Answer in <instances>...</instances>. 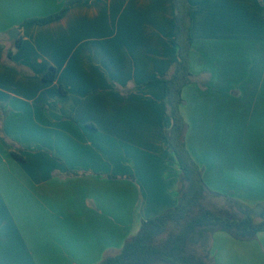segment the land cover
<instances>
[{
    "label": "crops",
    "instance_id": "obj_1",
    "mask_svg": "<svg viewBox=\"0 0 264 264\" xmlns=\"http://www.w3.org/2000/svg\"><path fill=\"white\" fill-rule=\"evenodd\" d=\"M188 2L198 82L183 90L187 148L210 190L256 207L264 0ZM65 4L0 0V264H101L179 204L174 121L164 84H149L180 61L173 0H83L25 24ZM224 234L215 264H264V233Z\"/></svg>",
    "mask_w": 264,
    "mask_h": 264
},
{
    "label": "trees",
    "instance_id": "obj_2",
    "mask_svg": "<svg viewBox=\"0 0 264 264\" xmlns=\"http://www.w3.org/2000/svg\"><path fill=\"white\" fill-rule=\"evenodd\" d=\"M82 1L66 0L60 13L32 19L25 24L46 25L57 21ZM173 3L180 61L169 77H157L149 84H164L163 102L168 116L174 121L168 139L181 170L179 204L161 216L143 221L139 232L127 241L124 248L106 256L101 264H215L212 254L215 234L226 233L235 240L249 242L264 233V203L251 207L210 190L203 179V170L188 151L186 134L189 126L182 114L183 90L198 82L190 68L192 16L197 8L188 0H173ZM20 46L21 39L16 48ZM12 55L13 51H10L9 57ZM55 77L56 70L51 68L44 79L53 81ZM202 85L206 86V83ZM69 175L79 173L70 172ZM211 200L222 201L225 205L220 209L210 208L208 203Z\"/></svg>",
    "mask_w": 264,
    "mask_h": 264
},
{
    "label": "rangeland",
    "instance_id": "obj_3",
    "mask_svg": "<svg viewBox=\"0 0 264 264\" xmlns=\"http://www.w3.org/2000/svg\"><path fill=\"white\" fill-rule=\"evenodd\" d=\"M209 204V205H208ZM207 205L210 207V208H214V209H217V208H219L220 209V207H224V205H225V203H223L222 201H217V200H211V202L210 203H208ZM224 235H227L228 237H231L229 234H224ZM213 244V243H212ZM214 250V249H213ZM262 253L264 254V252H263V250H262ZM216 255V250L214 251V255L213 256H215Z\"/></svg>",
    "mask_w": 264,
    "mask_h": 264
},
{
    "label": "water",
    "instance_id": "obj_4",
    "mask_svg": "<svg viewBox=\"0 0 264 264\" xmlns=\"http://www.w3.org/2000/svg\"><path fill=\"white\" fill-rule=\"evenodd\" d=\"M14 32L16 35L18 34V30L14 31ZM12 37H14V39H17V36H12Z\"/></svg>",
    "mask_w": 264,
    "mask_h": 264
}]
</instances>
